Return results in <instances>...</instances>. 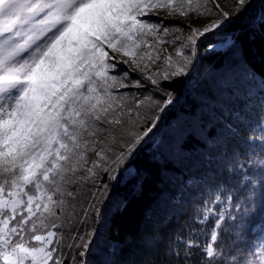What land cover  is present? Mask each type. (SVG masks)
I'll return each instance as SVG.
<instances>
[{"label": "snow or ice", "instance_id": "6c2138e0", "mask_svg": "<svg viewBox=\"0 0 264 264\" xmlns=\"http://www.w3.org/2000/svg\"><path fill=\"white\" fill-rule=\"evenodd\" d=\"M257 61L264 0H0V264H264Z\"/></svg>", "mask_w": 264, "mask_h": 264}, {"label": "trees", "instance_id": "16d2710c", "mask_svg": "<svg viewBox=\"0 0 264 264\" xmlns=\"http://www.w3.org/2000/svg\"><path fill=\"white\" fill-rule=\"evenodd\" d=\"M256 68H257V70L258 71H260V70H262V69H264V66H262L260 63H259V61H257L256 62ZM202 71H203V69H202ZM249 134V129L248 128H243L242 129V136H241V139H240V142H239V144H237V147L239 148V150L241 151V152H243V151H245V148L243 147V145L245 144V143H247V135ZM190 203V205H191V201L189 202Z\"/></svg>", "mask_w": 264, "mask_h": 264}]
</instances>
